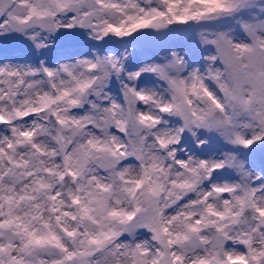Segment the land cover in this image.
I'll return each mask as SVG.
<instances>
[{
	"label": "snow or ice",
	"instance_id": "1",
	"mask_svg": "<svg viewBox=\"0 0 264 264\" xmlns=\"http://www.w3.org/2000/svg\"><path fill=\"white\" fill-rule=\"evenodd\" d=\"M0 48V264H264V0H0Z\"/></svg>",
	"mask_w": 264,
	"mask_h": 264
},
{
	"label": "rangeland",
	"instance_id": "2",
	"mask_svg": "<svg viewBox=\"0 0 264 264\" xmlns=\"http://www.w3.org/2000/svg\"><path fill=\"white\" fill-rule=\"evenodd\" d=\"M190 40V36L185 33H174L168 36H151L135 44L129 45L138 61H148L153 58L164 55L165 50L170 47H182ZM121 51L123 49H120ZM4 52L0 48V59L3 58Z\"/></svg>",
	"mask_w": 264,
	"mask_h": 264
}]
</instances>
